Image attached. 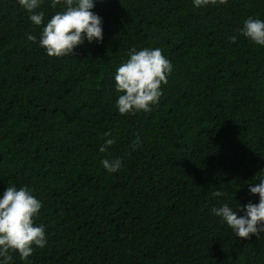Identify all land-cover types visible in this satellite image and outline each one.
<instances>
[{"label":"trees","instance_id":"16d2710c","mask_svg":"<svg viewBox=\"0 0 264 264\" xmlns=\"http://www.w3.org/2000/svg\"><path fill=\"white\" fill-rule=\"evenodd\" d=\"M41 10L46 21L59 7ZM93 11L103 41L52 57L27 39L41 27L0 0V194L32 187L48 239L10 264H264V234L236 237L210 211L259 202L248 184L264 174V47L228 37L264 19V0H97ZM146 46L174 70L158 107L121 115L115 69ZM105 132L116 143L101 153ZM113 157L123 167L110 174L100 161Z\"/></svg>","mask_w":264,"mask_h":264},{"label":"clouds","instance_id":"9594fccd","mask_svg":"<svg viewBox=\"0 0 264 264\" xmlns=\"http://www.w3.org/2000/svg\"><path fill=\"white\" fill-rule=\"evenodd\" d=\"M17 4L27 12L28 20L41 27L39 37L27 33V39L37 42L47 55L65 57L74 54L78 45L99 43L103 41V18L93 11L97 0H50L55 11L45 21L42 6L45 0H16ZM228 0H192L195 8L210 5H226ZM238 35L228 39L235 43L238 36H243L251 43L264 47V19L249 16L242 27L237 29ZM128 58L115 69L114 87L119 93L115 106L121 115H135L139 112L150 113L159 106L163 96L162 85L168 83L174 66L163 54L160 47H132L128 50ZM104 142L99 152L104 153L116 143L111 132L104 133ZM140 142L137 135L132 141L135 149ZM108 173H116L123 167L118 157L104 158L100 161ZM250 194H258L259 202H247L243 206L228 202L210 209L231 231L240 238L264 234V174L259 175L258 182L249 183ZM214 197H227V192L215 191ZM43 202L35 195L29 185L15 184L7 186L0 194V264H10L11 252L18 251L21 260L28 261L35 248H44L48 244L45 225L35 221L40 215ZM242 213V214H240Z\"/></svg>","mask_w":264,"mask_h":264}]
</instances>
